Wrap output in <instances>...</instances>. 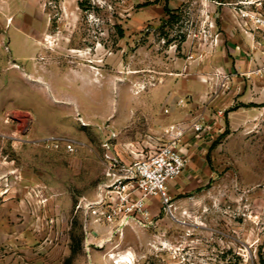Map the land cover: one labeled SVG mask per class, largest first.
I'll list each match as a JSON object with an SVG mask.
<instances>
[{
  "label": "rangeland",
  "instance_id": "rangeland-1",
  "mask_svg": "<svg viewBox=\"0 0 264 264\" xmlns=\"http://www.w3.org/2000/svg\"><path fill=\"white\" fill-rule=\"evenodd\" d=\"M221 1L0 0V264L264 262V71L221 70ZM168 129L170 204L107 219L104 147Z\"/></svg>",
  "mask_w": 264,
  "mask_h": 264
},
{
  "label": "built area",
  "instance_id": "built-area-1",
  "mask_svg": "<svg viewBox=\"0 0 264 264\" xmlns=\"http://www.w3.org/2000/svg\"><path fill=\"white\" fill-rule=\"evenodd\" d=\"M217 5L229 10L237 31L251 41L248 49H244L246 56L252 60L256 53L261 54L260 61L256 60V63L258 73L263 72L264 0H226L217 2ZM219 41L218 32L213 41L215 46H218ZM201 129L202 127L197 125L192 129L198 132V139L201 138ZM183 136V131L166 130L162 143L150 148L148 153L130 164L123 160L116 147H111L108 143L104 147L106 179L100 187V199L92 204L93 207L96 209L97 206H106L105 216L111 220L118 207L128 215H134L140 211L144 212L147 202L154 198H160L166 205L170 204L168 185L185 172L188 164L183 149L187 144L184 146ZM67 148L69 151L75 150L72 145Z\"/></svg>",
  "mask_w": 264,
  "mask_h": 264
},
{
  "label": "crops",
  "instance_id": "crops-1",
  "mask_svg": "<svg viewBox=\"0 0 264 264\" xmlns=\"http://www.w3.org/2000/svg\"><path fill=\"white\" fill-rule=\"evenodd\" d=\"M221 23V32L220 33V41L218 47H216L215 52L216 54L220 53V60L223 63V66L220 67L221 70L227 72V70L232 71L233 69L239 70H251L257 67V62L261 59V54L256 53L254 59L250 60L245 53L244 49H248V46L251 44V41L245 37L244 35L240 34L231 18L230 13H228L227 17L222 18L220 21ZM230 24V26L228 25ZM228 42V44H227ZM230 42L234 45V49L232 52H229L230 49ZM226 43V45H225ZM240 49H237V48ZM229 56H234L235 59L230 58ZM234 88H241V83L239 81L234 82ZM187 89V87H185ZM186 92V91H185ZM248 96V95H247ZM205 97V96H203ZM188 144L186 147H190L191 142H187ZM186 144V143H185ZM198 147H203L202 145ZM119 155L121 154L119 149L116 147ZM122 157V155H120ZM181 177V176H180ZM179 177V178H180ZM178 178V179H179ZM181 180V179H180ZM180 182V181H179ZM171 187V186H170Z\"/></svg>",
  "mask_w": 264,
  "mask_h": 264
},
{
  "label": "trees",
  "instance_id": "trees-1",
  "mask_svg": "<svg viewBox=\"0 0 264 264\" xmlns=\"http://www.w3.org/2000/svg\"><path fill=\"white\" fill-rule=\"evenodd\" d=\"M169 9L168 8H166V11H168ZM262 264H264V262H262Z\"/></svg>",
  "mask_w": 264,
  "mask_h": 264
}]
</instances>
